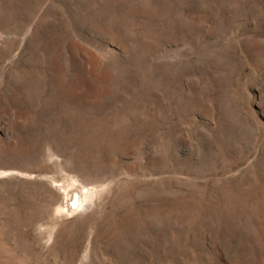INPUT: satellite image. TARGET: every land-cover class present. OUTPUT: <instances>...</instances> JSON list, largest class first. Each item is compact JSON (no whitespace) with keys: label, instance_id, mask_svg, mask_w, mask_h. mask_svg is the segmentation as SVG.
<instances>
[{"label":"rangeland","instance_id":"374dc122","mask_svg":"<svg viewBox=\"0 0 264 264\" xmlns=\"http://www.w3.org/2000/svg\"><path fill=\"white\" fill-rule=\"evenodd\" d=\"M0 264H264V0H0Z\"/></svg>","mask_w":264,"mask_h":264}]
</instances>
